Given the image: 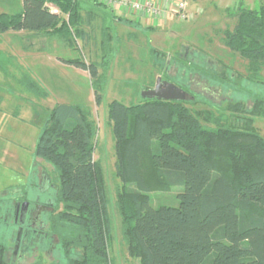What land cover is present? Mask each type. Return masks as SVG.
Segmentation results:
<instances>
[{"label":"trees","instance_id":"obj_1","mask_svg":"<svg viewBox=\"0 0 264 264\" xmlns=\"http://www.w3.org/2000/svg\"><path fill=\"white\" fill-rule=\"evenodd\" d=\"M81 2L24 0L22 12L0 14V35L27 31L87 42ZM258 2V9L239 7L225 42L248 63L250 80L263 83L264 0ZM68 63L100 83L94 61ZM101 98L95 91L97 104ZM256 105L249 113L244 104L231 103L226 111L234 120L221 125L214 114L193 111L186 101L109 104L122 234L129 255L140 264H264V134L254 122L255 116L264 117V100ZM96 137L89 107L60 103L48 113L35 150V157L55 173L49 178L62 207L53 215L52 229L66 258L73 249L81 252L69 264H110L111 221L103 171L94 160ZM149 176L165 190L182 188L176 205L153 203ZM21 194L25 200L30 196ZM1 255L0 264H7Z\"/></svg>","mask_w":264,"mask_h":264},{"label":"rangeland","instance_id":"obj_2","mask_svg":"<svg viewBox=\"0 0 264 264\" xmlns=\"http://www.w3.org/2000/svg\"><path fill=\"white\" fill-rule=\"evenodd\" d=\"M23 1L0 0V14L22 12ZM90 1L101 4L97 0L81 2L86 21L82 28L88 35L87 42L78 37L71 43L68 37L35 35L27 31L0 35V226L6 211H13L18 192L28 191L32 199L39 193L32 184L42 183L38 177L41 173L55 178L53 168L35 157L48 113L60 103L83 105L91 109L97 124L94 160L103 171L110 213V264H140L129 255L122 234L117 203L121 186L115 176L116 154L108 119L109 104L113 101L127 106L140 103L142 94L154 88L167 70L171 75L170 83L185 86L195 96L194 100L188 98L186 105L193 111L214 114L221 125L234 120L226 111L231 103L244 104L249 113L256 111L258 100H264V72L263 83L250 80L248 63L226 47L225 34L234 28L241 5L258 9L259 2L187 0L191 19L180 21L170 15L156 30H144L133 22L119 19L103 4L94 5ZM50 7L57 10L53 4ZM154 49L161 54L152 53ZM76 59L97 63L100 83L93 81L87 71L68 63ZM170 59L171 67L167 68ZM103 62L106 64L101 67ZM95 91L102 97L99 104L95 101ZM254 122L258 132L264 134V117L255 116ZM208 127L215 128V125ZM149 182L155 205L177 204L176 197L182 188L165 190L151 176ZM61 207L59 205L57 211ZM12 228L0 227V243L4 246L1 258L7 264L38 261L69 264V259L75 260L81 255L79 250L73 249L66 258L60 237L52 229L56 242L53 253L32 252L21 261L18 254H14Z\"/></svg>","mask_w":264,"mask_h":264},{"label":"flooded vegetation","instance_id":"obj_3","mask_svg":"<svg viewBox=\"0 0 264 264\" xmlns=\"http://www.w3.org/2000/svg\"><path fill=\"white\" fill-rule=\"evenodd\" d=\"M172 59V58H171ZM167 63V68L171 67V61ZM173 67V65H172ZM164 76L160 77L162 83H170V74L164 71ZM172 78V77H171ZM183 78V77H181ZM156 87V85H155ZM152 88V89H155ZM183 86L180 87L187 92V99H195V96ZM151 89V90H152ZM39 186L35 187L39 193L32 199L29 197L24 199L23 194L18 192L14 198L15 204L13 211H6L1 217L4 230L12 228V235L14 236L15 256L18 254L19 260L26 258L27 254L37 251L45 250L46 253H53L56 249V242L54 241V232L52 230V218L57 211V203L55 199V185L47 176L46 173H41ZM24 203H28L24 206ZM11 235V236H12ZM12 236V237H13ZM0 254H2L3 243H0ZM20 261V262H21Z\"/></svg>","mask_w":264,"mask_h":264},{"label":"built area","instance_id":"obj_4","mask_svg":"<svg viewBox=\"0 0 264 264\" xmlns=\"http://www.w3.org/2000/svg\"><path fill=\"white\" fill-rule=\"evenodd\" d=\"M101 4L113 10H119L126 14L145 16L153 20L164 18L168 13L173 14L180 21L192 18L187 13V0H166L161 5L154 0H97Z\"/></svg>","mask_w":264,"mask_h":264},{"label":"water","instance_id":"obj_5","mask_svg":"<svg viewBox=\"0 0 264 264\" xmlns=\"http://www.w3.org/2000/svg\"><path fill=\"white\" fill-rule=\"evenodd\" d=\"M187 92L181 89L180 87L172 83H162L158 79L155 89L145 91L142 94L143 99H152L158 98L166 101H187ZM24 206H27L28 203H24Z\"/></svg>","mask_w":264,"mask_h":264},{"label":"crops","instance_id":"obj_6","mask_svg":"<svg viewBox=\"0 0 264 264\" xmlns=\"http://www.w3.org/2000/svg\"><path fill=\"white\" fill-rule=\"evenodd\" d=\"M141 1H143V0H141ZM154 1L157 2L158 4H161V5H163L166 2V0H154ZM252 1H255V0H252ZM106 8L110 9L109 7H106ZM110 10L112 12H115L114 15L118 16L119 19H125V20H128L129 22H133L136 25H138L140 28H143L144 30H146V29L156 30V28H158L160 26L162 21L165 22L168 19V16L173 15V14L168 13L164 18L153 20V19H150V18L145 17V16H143V17L139 16L138 17L137 15H133V14H129V13L126 14L122 11L117 10V9L116 10L110 9ZM54 11L57 12V10H54ZM198 12L202 13V10H199ZM209 60H212L214 62H218L213 57H209Z\"/></svg>","mask_w":264,"mask_h":264}]
</instances>
